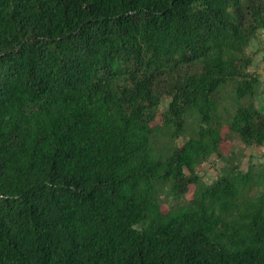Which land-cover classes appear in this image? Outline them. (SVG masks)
<instances>
[{
	"label": "trees",
	"instance_id": "obj_1",
	"mask_svg": "<svg viewBox=\"0 0 264 264\" xmlns=\"http://www.w3.org/2000/svg\"><path fill=\"white\" fill-rule=\"evenodd\" d=\"M260 29L264 0H0V264H264V172L199 174L226 125L264 147Z\"/></svg>",
	"mask_w": 264,
	"mask_h": 264
},
{
	"label": "rangeland",
	"instance_id": "obj_2",
	"mask_svg": "<svg viewBox=\"0 0 264 264\" xmlns=\"http://www.w3.org/2000/svg\"><path fill=\"white\" fill-rule=\"evenodd\" d=\"M247 53L252 57L253 63L249 67V72L258 74L260 76L262 85L259 89L257 97V105L260 108H264V29H260L252 38L249 46L247 47ZM123 78H120L122 81ZM237 83L229 85L223 92V112L234 113L238 105L246 104L247 99H242L237 102L235 99V87ZM170 98L164 96L160 107L158 108L156 121L154 125L160 124L162 116L169 109ZM198 119L192 117L187 120L186 134L178 141V145H182L187 137L195 134L198 129ZM224 133L227 135L225 141L221 147L220 156L214 155L210 160L199 168V174L206 183L212 182L217 174L227 170L229 164L239 166L242 170H248L250 165L256 166L260 173L264 172V147H245L241 142L239 135L229 130L227 125L224 127ZM173 148V143L169 139L162 135L155 138V149L167 154ZM263 183V180H262ZM193 187L189 192L183 195H177L172 193L169 189H166L161 195L160 200L163 202L164 208L176 207L185 204L192 198ZM261 191H255L254 195H258Z\"/></svg>",
	"mask_w": 264,
	"mask_h": 264
}]
</instances>
